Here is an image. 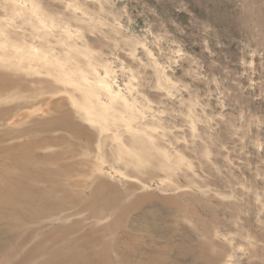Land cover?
Wrapping results in <instances>:
<instances>
[{"label": "rangeland", "instance_id": "374dc122", "mask_svg": "<svg viewBox=\"0 0 264 264\" xmlns=\"http://www.w3.org/2000/svg\"><path fill=\"white\" fill-rule=\"evenodd\" d=\"M0 264H264V0H0Z\"/></svg>", "mask_w": 264, "mask_h": 264}]
</instances>
